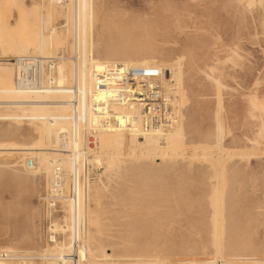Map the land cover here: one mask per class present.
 I'll list each match as a JSON object with an SVG mask.
<instances>
[{
  "label": "rangeland",
  "instance_id": "rangeland-1",
  "mask_svg": "<svg viewBox=\"0 0 264 264\" xmlns=\"http://www.w3.org/2000/svg\"><path fill=\"white\" fill-rule=\"evenodd\" d=\"M91 1L90 15L94 19L86 14L88 29L84 31V28L83 36L78 32L81 36L78 39L86 42L87 55L90 53L99 59L101 75L116 64L162 66L167 70L165 89L169 94L167 115L156 125H144L138 108L126 106L114 90L102 91L106 106L115 111L120 124L115 125L117 128L114 126V131V127L104 128V125H100V130L104 128L110 135L107 129H111L110 132H115L113 136L121 133L119 137L123 135L127 142L121 141L132 149L161 145L159 140L167 139L164 135L168 139L170 136L173 146H179L176 155L181 156H175L174 160L178 159L172 160L173 163L150 158L141 163L121 160L125 171L122 173L123 168L118 167L121 171H116L119 174L117 178L114 175L113 181L110 170L100 174L98 187L108 184L99 193L101 206L112 211L106 212L111 217L101 225L109 239L105 240L109 241L107 244L103 241L104 245L115 248L117 245V251L131 255L147 252L151 255L166 246L163 254L170 262L191 257L203 260L214 256L210 254L211 242L217 234L216 241L225 246V253L220 256L246 254L264 261V111L260 113L264 109V5L256 0ZM23 2L0 0V56L10 49L13 41L16 48H21L13 53L14 57L24 53L37 55L30 48V40L38 33L47 32L51 25L58 35L62 33L58 37L62 39L46 53L54 55L61 46L71 50L72 17L67 31L62 27L61 17L53 15L50 20L46 14L45 18V10L41 12L44 0ZM24 4L35 8L32 16L22 9ZM39 14L44 17L42 26ZM68 62L71 67L72 62ZM256 97L258 106L251 104V107L250 101ZM11 119L0 118V248L36 250L41 246L37 197L48 179L35 173L34 161L38 154H18V144L33 139L35 124L27 118L13 116ZM86 130L80 132L84 139L89 134ZM109 139L106 137L105 147L112 149L110 143L115 139ZM169 140H163V144L170 146ZM56 149L50 155L64 157L70 153V148ZM150 169L154 171L151 173ZM215 180L218 186L213 188ZM25 235H29L28 239H23ZM61 242L44 247L50 249L48 254L59 255ZM202 247L205 254L201 252ZM6 261L11 264L10 260ZM235 264L249 263L237 261Z\"/></svg>",
  "mask_w": 264,
  "mask_h": 264
},
{
  "label": "bare ground",
  "instance_id": "bare-ground-1",
  "mask_svg": "<svg viewBox=\"0 0 264 264\" xmlns=\"http://www.w3.org/2000/svg\"><path fill=\"white\" fill-rule=\"evenodd\" d=\"M11 1L15 4H23L24 3L23 2L24 0H11ZM256 1H258L257 3H260L261 5H264V0H256ZM71 2H72V6H70ZM40 4H41V1H40ZM260 4H258V5H260ZM56 5L60 6V8L61 7L65 8V10H61L60 8L57 9ZM24 7L22 9H24V11H26V14H28V15H30L33 12L32 9H35V8L31 9V7L25 6V4H24ZM43 7H44L43 10L41 7V10H42L41 12L44 13V10H45V13H44L45 18L47 19V15L50 16L49 17L50 20L53 17V15H55V17L58 16V18L61 17L62 27H64L65 30H67V31H69L68 30L69 27L71 28L70 17H72L73 25H74L73 26L74 27V31H73L74 38H75L76 32H80L83 36L84 34L82 32H83L84 28H85L84 31H87L88 27L85 26L87 24L86 23V19H87L86 14L88 13L89 14L88 16L91 18V16H92V15H90V14H92L91 11L93 12V10H92L93 8H91L92 7V1L91 0H68L65 3H62L60 0H44ZM30 16H32V15H30ZM39 16H40V14H39ZM40 17H39V19H40L39 22L41 21L40 26H42L44 23L43 14ZM32 18L33 17H31V19ZM90 18L88 19L89 21H91ZM49 19H48V21H49ZM91 19H94V18H91ZM89 21H88V24H90ZM92 21H94V20H92ZM263 24H264V22H263ZM78 29H79V31H78ZM89 30H88V32H90ZM55 31H56V29L54 28V26L52 27V25H51L48 28V31L45 32L44 34L38 33L37 37L33 38L35 41H33V39L30 40V43H31L30 48L34 49L33 52L36 51V53H38L37 55H40V56H49V53H46V52H48L53 47V45L58 44L59 40L62 39V38L58 39V37L62 34L60 32V29L58 30L60 32L59 35ZM54 33H57V34L54 35ZM67 33L69 35V32H67ZM85 34H86V32H85ZM27 37H29V36H27ZM62 37L64 40L65 37L63 35H62ZM63 40H62V43H63ZM78 41H79V39H78ZM89 41H90V39H89ZM13 42H15V41H13ZM13 42H11L12 44H10L11 47L9 45L10 49L8 48L6 51H3V53L0 56V58H1L0 75L2 78V82H0V118H8L9 119V117H10V119H11L13 116L14 117L16 116V118L22 117V118H27L29 121H31V124H33V123L35 124L33 129H32L33 133H34L33 139L31 141L27 140L28 142H25L23 144H18L19 145L18 146L19 147L18 154L27 155L28 152L38 154V157L34 161L35 162L34 163V170H35V173L37 172V174L39 173L41 175H44L46 177V180L48 179V181H47L48 183L46 184L47 187H49V185L51 183V181H50L51 180L50 179L51 173H52V169L55 165H60L64 169L65 176L68 178H70V177L72 178L77 169H78V173H80V172H82L83 168H85L86 163L92 164V166H93L92 169H95L97 174H99V175L100 174L102 175L104 173L103 172L104 170H107V169H108L107 171L110 170L109 173L113 174L112 175L113 176L112 181H113L115 179V177L117 178L118 174L121 171L120 169L118 170V167L119 168L121 167V160L123 162H127V163H132V162L141 163L142 160L144 161L147 158H150L151 160H154V161L158 160L162 163L163 162L165 163V162H172V160L176 161L178 159L177 158L176 160H174V157L177 156L176 153L179 152L178 151L179 146H173V144H175V143L172 144L171 140L173 141V139H170V136H169L170 140L168 139V136H165V135L163 136V137H166L167 139H164L162 137L164 141L166 140L165 142H167V140H169L168 143L171 142L170 146L164 145L165 143L163 142V140L160 139L159 141L161 142V145L158 141L157 143H159V145H157V144L154 146H148V145L143 146L142 145L140 147V149L129 148L131 146L130 144H129L130 146H127V144L125 145L127 140H126V138H123L124 137L123 135H121V137L123 136L122 137L123 139H121V137H119L120 136L119 134H121V133H119V132H117V134H118V137L120 139L116 136L117 134L114 135L115 136V138H114V136L112 134L115 133V132L113 133V131L116 127L115 125L120 124V121H119L120 119L117 117V115L115 114V111L111 107L106 106V102L102 98V93H101L102 91H92V77L93 76H99V75L103 76V75H101V65H100L99 59L97 57H95L94 55H92L90 53H88V55H87L84 51V54H83L84 69L82 71L79 70L78 77H79V79H81V87L83 88V91H84L85 106L87 107V117H86L85 122L83 124L79 125V124L72 122V120L70 119V107L67 103L69 95L66 91L60 89V90H45V91H38V92H25V91H21V90L16 88V86L14 85L13 77H12L13 76L12 74L14 72L12 73L11 63H12V57H14L13 53L18 52V50L21 48H16V46H15L16 43H13ZM64 43H66V42H64ZM89 43H91V42H89ZM79 44L81 46H83V48H85L86 42H84V40H80ZM89 45H88V47H89ZM6 46H7V44H6ZM61 47H63V46H61ZM46 48L48 49L47 51H46ZM68 48H70V47H68ZM235 50H237V48ZM229 51H231V50H229ZM21 53H22V51H21ZM27 54H29V53H27ZM22 55H26V53H24ZM18 56H20V55H18ZM68 61L69 60L66 58H62V59H59L58 61H56L54 68L51 70V76L49 78L46 77V79L44 78L45 81L52 82L57 87L68 86L72 82V80L74 79V76H75L74 64L72 65V63H71V67H72V69H71L72 72H71L70 71L71 67H69ZM212 70H215V69L213 68ZM70 72H71V74H69ZM255 83H257V82H255ZM110 90H112V89H110ZM249 96H247V97H249ZM251 97H254V96L252 95ZM251 97H249V99H251ZM257 100L258 99L256 97L254 100H251V101L248 100L247 103L250 101L251 107H253L252 105H254V107H257L258 106V105H256L258 102ZM261 106H262V104H261ZM258 108H261V107L259 106ZM261 109H258V110L260 111ZM263 111H264V109H262V111H260V113H262ZM166 115L167 114H165V116ZM15 122H16V120H15ZM18 122H20V120ZM100 125H104L103 126L104 128H111V127L115 126L112 129L113 130L112 132L109 131L111 129H109V130L107 129V132L109 134L112 133V134H110L111 137L113 138L112 140L115 139V140H117L116 142L118 143L119 140L121 141V140L125 139L126 142L121 141V143L119 142L120 144L119 143L117 144L114 142L115 141L114 140V141H112V143H115L117 145L110 143V146H112V149L106 148L107 146L105 147V145L107 143H105V142L108 141V136L110 139H111V137H110V135H108L106 133L104 128H103V130H100L102 128V126H100ZM83 128H85V129L87 128L86 131L89 134L88 135L85 134V135H87V136L91 135L92 140L89 139L88 137H85V139L82 137L81 134H83V133H80V132H83L85 130V129L83 130ZM118 130H119V127H118ZM116 131H117V129H116ZM104 134L107 137V141H106V137ZM167 134L169 135V133H167ZM63 138H64V140L62 141ZM150 138L153 139V137H150ZM110 139H109V141H110ZM1 141H3V140H1ZM91 141H93V143L89 144ZM122 143H124V144H122ZM62 144H64L67 147L66 149L70 148L69 149L70 151H68V152H70L71 154L68 153L69 155L66 156L65 155L66 153L63 154V152H62V154L65 155L64 157H59V156L54 157V156H52V154L50 155V153H53V152L55 153L57 151L56 148L57 147L60 148V146ZM256 144H258V143H256ZM46 146H48V147L45 148ZM181 151L182 150H180V152ZM58 154H59V152L57 153V155ZM179 154L181 155V153H179ZM177 157H179V156H177ZM204 157L205 156H203V158ZM252 157H254V156H252ZM255 157H258V156H255ZM179 158H181V156ZM240 159H242V158L240 157ZM138 160H140V161L138 162ZM246 163H247V161H246ZM213 165L215 166L216 163L215 164L213 163ZM124 167L125 166L121 167V169L123 168V171H121L122 173L125 171ZM128 168H130V167L128 166ZM128 168L126 170H128ZM131 168H133V167L131 166ZM144 168H145V166H144ZM147 168H148L147 170H149L150 167L147 166ZM157 168H160V167L157 166ZM171 169L173 172L172 166H171ZM117 170L119 171V173L116 175ZM129 170L132 171L131 169H129ZM135 170H136V168H135ZM107 171H105V172H107ZM133 171H134V169H133ZM138 171H140V170L138 169ZM153 171L151 170V173ZM140 172H139V174H141ZM142 172H143V170H142ZM109 173H108V176H109ZM130 174H132V173H130ZM134 174H135V172H134ZM114 175H115V177H114ZM125 175H126V173H125ZM104 176L105 175H103V177ZM215 177H216V174L213 178H215ZM106 179H108V178H106ZM97 182L98 181H96V180L89 182L87 184V187L80 189L78 192L77 213H74L72 215V218H75V219L77 218V219L81 220V222L84 225V228H83L84 230L82 232V236H81L82 238L80 240L79 248L77 250V255L75 258L76 260L70 261V259L67 256L73 250L72 240L75 237V232L73 230V232H70L69 234L67 232V234L64 235V240H62V242L59 244V246L61 247L60 248L61 254H59V255L48 254V252L50 251V249L48 247H42V249L40 250L41 252H43L41 257L50 259L51 262L50 261H48V262H50L51 264H122V263L123 264H216L217 262H219V264H235V263H237V261H239V262L244 261V262H248L249 264H264V261L257 259V258H251L246 254L234 255L232 253L233 255L231 254L230 256H228L226 258L220 256L223 252L225 253V251H224L225 246H223L220 243L221 241L220 242L216 241L215 238H217V234L213 235L214 240L211 242L210 254L212 253L214 256L213 257H207L203 260L192 259V257H191V259H187V260H182L183 259L182 258V259H175L172 262H170L167 260L168 256H165L166 254L165 255L163 254V248L166 247L163 244H162V246H164V247L161 246L162 248L160 250L158 249V252H156L154 250L157 254L154 253L153 251H151V252H153L152 254L150 253L151 255H148L147 254L148 252L146 253V255L139 254V253L137 255H131L130 253H124L121 251H117L116 250L117 245H116V248L112 247V246L104 245L103 241L104 242H105V240L107 241L108 237H107V235L104 234V232H103L104 230L102 231L101 225L103 226V223L105 224V221L107 220V218L111 217L110 216L111 214H109V215L106 214V212H110L111 209L108 208L109 211H107V207L104 209V206H101V201H100L101 197L99 196V193H100V195L102 194L101 193L103 191L102 189L106 190V185H108V184L106 183V185H105L104 183H102L105 186L100 184V185H102V188H100V187H98ZM217 186H218V182L215 180L214 184H213V188H215ZM107 188H108V186H107ZM214 196H215V194H214ZM216 197H217V195H216ZM213 199H214L213 203L215 205L213 203L212 204L214 206H217V202H216L217 200H215V197ZM91 203H92V205H91ZM68 208L71 210L73 208V204L70 203L68 205ZM112 214H114V213H112ZM86 224H87V226L89 225L91 227V229H89V227L87 228ZM68 228H69V225H68ZM68 228H67V231H69ZM105 233H108V232H105ZM103 234H104V236H103ZM26 236L27 235H25V237L23 239H28V238H26ZM27 237H29V235ZM219 237L221 238L220 235H219ZM109 238H111V235ZM111 240H110V242H112ZM108 242H105V244H107ZM117 242H118V240H117ZM11 247H13V246H11ZM3 250L4 251H12V249L9 246H4ZM226 251H227V249H226ZM201 252L203 254L206 253L205 247H202ZM225 255H227V254H225ZM146 256L147 257L149 256V258L144 259V258H146ZM160 256H163V258L161 259ZM128 257L129 258L133 257V258L129 259ZM4 258H5L4 256H0V264H5V263L7 264V261L6 262L3 261ZM8 264H10V262Z\"/></svg>",
  "mask_w": 264,
  "mask_h": 264
},
{
  "label": "built area",
  "instance_id": "built-area-1",
  "mask_svg": "<svg viewBox=\"0 0 264 264\" xmlns=\"http://www.w3.org/2000/svg\"><path fill=\"white\" fill-rule=\"evenodd\" d=\"M60 1L65 3L68 0ZM71 44V50L61 47L54 55L27 54L16 56L13 60L14 85L17 89L25 92L60 89L66 91L69 95L67 103L70 107V119L80 125L86 120L87 107L85 106L81 79L78 77L79 70L84 69V48L79 44L78 32H76ZM62 58H66L74 64L75 76L68 86L57 87L45 79L51 76L55 62ZM166 75L167 70L158 65L116 64L103 76L92 77V91L110 89L116 91L123 98L126 106L129 108L135 106L141 111L144 125H156L164 117L167 110L166 101L169 94L165 89ZM87 137L92 140L91 135ZM92 143L93 141L89 144ZM66 148L64 144L60 146V149ZM92 168V164L86 163L82 172L78 173L77 169L73 177H70L72 181L69 182L70 178L65 176L64 169L60 165L53 167L49 187L44 186L37 197L40 208L39 239L41 246L36 250L4 251L3 248H0V256L5 257L4 261L11 260V264H46L50 259L41 257L43 252L40 250L42 247L64 240V235L67 232H73V230L75 232V237L72 240L73 250L67 256L70 261L76 260L84 225L81 220L72 218V215L77 213L79 190L87 187L89 182L101 179L96 170ZM70 203L73 204L71 210L68 208ZM68 225L69 231H67Z\"/></svg>",
  "mask_w": 264,
  "mask_h": 264
}]
</instances>
